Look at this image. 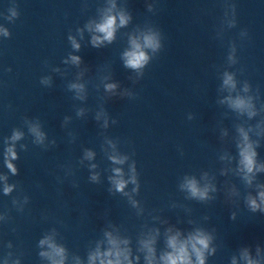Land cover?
<instances>
[{
  "label": "water",
  "instance_id": "1",
  "mask_svg": "<svg viewBox=\"0 0 264 264\" xmlns=\"http://www.w3.org/2000/svg\"><path fill=\"white\" fill-rule=\"evenodd\" d=\"M109 15L114 38L93 47ZM133 40L141 68L126 66ZM263 123L264 0H0V200L128 175Z\"/></svg>",
  "mask_w": 264,
  "mask_h": 264
},
{
  "label": "clouds",
  "instance_id": "2",
  "mask_svg": "<svg viewBox=\"0 0 264 264\" xmlns=\"http://www.w3.org/2000/svg\"><path fill=\"white\" fill-rule=\"evenodd\" d=\"M127 23V17L124 15L120 16V25L123 26ZM116 28V17L109 15L106 16L102 23L97 24L95 31L102 33L103 35H96L92 38L93 47H99L103 44L104 41L111 42L114 38V32ZM7 34V33H5ZM133 50L126 52V66L131 68H141L148 61V56L145 51L142 50V46L136 40L132 41ZM73 46L76 49H79L80 45L73 40ZM144 46L152 48L153 50L159 48V41L154 35H147L144 37ZM72 61L74 63L80 62V57L73 56ZM224 83L231 87H235L232 76H227ZM73 88L81 89L80 85H72ZM116 87L115 84L106 85L107 90H112ZM233 106L238 109L250 108V105L247 104L243 99H236L232 102ZM250 115L254 113L250 112ZM31 131L36 135L38 142H42L44 134L39 131L37 127H33ZM21 133L16 132L11 138L13 141L20 139ZM245 141H247V135L244 134ZM242 160L241 163L246 169L247 173H252L255 167L254 158L256 156L255 151L252 149L250 144H247L241 151ZM88 158L93 156V153H87ZM17 159L16 152L14 147H8L5 154V162L9 170L16 174L17 169L12 163V160ZM114 163H123L122 159H119L115 156L111 157ZM95 167V165H93ZM260 170V169H257ZM116 177L111 178L112 183L114 184L115 190L123 192L126 187L127 181L123 180L121 177V170L115 169ZM97 176L93 175L92 180H97ZM132 182L135 183V177L132 178ZM250 182V181H249ZM184 187H186L193 197H198L200 199H205L207 197L208 188L203 189L197 186L195 180H189ZM12 191V186L5 185L4 192L8 194ZM261 203H264V192L260 193ZM250 207L253 211H256L258 208L261 211H264V208H261L260 204H257L255 199L249 200ZM108 236L109 244L112 246L107 252L101 253L99 249L90 257V264H95L96 260H100V264H132V261L129 259V253L127 249H121L119 247V241L112 237L110 233L106 234ZM179 233L176 235L170 236L167 243L168 247L171 249L170 252L166 253L161 259L164 261V264H205V251L209 246V237L202 232H197L195 235L189 236L187 240L181 241L179 238ZM123 243L127 244V241ZM143 246L147 249L148 255L146 257L148 264H154V249L152 247L153 241L151 239L143 241ZM41 244H48L49 248L52 250L49 253H41V255H46L52 260V264H64V250L63 248L57 247L55 244L51 243L50 240L45 239L41 241ZM191 249V252L189 251ZM214 251V250H213ZM194 254L196 257L195 262L191 259V255ZM59 257V259H56ZM110 257H114L111 259ZM138 259V257H137ZM245 259L248 260V264H257V262L248 258L247 253L245 252ZM235 264V260L233 261Z\"/></svg>",
  "mask_w": 264,
  "mask_h": 264
}]
</instances>
